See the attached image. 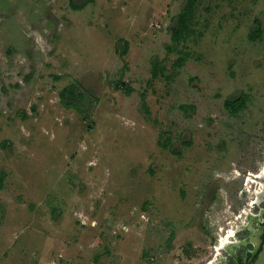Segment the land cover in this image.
Here are the masks:
<instances>
[{
	"label": "rangeland",
	"instance_id": "obj_1",
	"mask_svg": "<svg viewBox=\"0 0 264 264\" xmlns=\"http://www.w3.org/2000/svg\"><path fill=\"white\" fill-rule=\"evenodd\" d=\"M187 1L0 0V264L225 255L264 168V0H199L174 41Z\"/></svg>",
	"mask_w": 264,
	"mask_h": 264
},
{
	"label": "flooded vegetation",
	"instance_id": "obj_2",
	"mask_svg": "<svg viewBox=\"0 0 264 264\" xmlns=\"http://www.w3.org/2000/svg\"><path fill=\"white\" fill-rule=\"evenodd\" d=\"M250 175L262 177L264 168L261 173H251ZM255 181L256 179L253 182ZM247 183L244 181L243 186H246ZM263 187L261 183L257 190L255 189L256 193L253 194L250 201L248 198L246 199L247 210L243 208L240 213L235 215L236 221L230 225L231 229L220 227L221 231L225 230L226 232L222 237L220 247L215 248L216 256L220 255V250H224L225 255L220 257L218 264H257L260 256L264 255V194L261 193ZM244 192L243 189H240L239 196L241 197ZM254 211H262L261 217L255 215ZM207 264H215V260H211Z\"/></svg>",
	"mask_w": 264,
	"mask_h": 264
},
{
	"label": "trees",
	"instance_id": "obj_3",
	"mask_svg": "<svg viewBox=\"0 0 264 264\" xmlns=\"http://www.w3.org/2000/svg\"><path fill=\"white\" fill-rule=\"evenodd\" d=\"M91 1L92 0H83V1L71 0V7L74 10H83L86 7V5L89 4ZM198 2L199 0H188L187 1L185 9L178 16L179 29L175 32L174 41H179L180 39L185 38L187 36L186 32H189L188 30H190L189 25L192 22L194 9ZM256 23H257V27L250 35V39L253 41L258 40L263 36V29L261 27V23L259 21H257ZM181 60H184V58H181L179 60V63H178L179 66L182 65ZM157 72H158L157 65H155L154 77L157 76ZM128 91H131V89H129ZM60 94H61L62 101L66 102L65 105L67 107H72L74 106L72 104H73V101L75 100V96H77L80 93H77L74 85H72L71 87H65L61 91ZM248 99H249V95L242 93L240 96H238L235 99L227 100L225 102V106L227 107V109L232 115H236L240 111V109L246 106ZM183 107L187 109L186 106H183ZM165 145L169 146V142H167ZM4 177L5 175L2 174L0 178V188L2 186Z\"/></svg>",
	"mask_w": 264,
	"mask_h": 264
},
{
	"label": "crops",
	"instance_id": "obj_4",
	"mask_svg": "<svg viewBox=\"0 0 264 264\" xmlns=\"http://www.w3.org/2000/svg\"><path fill=\"white\" fill-rule=\"evenodd\" d=\"M255 179H258L259 181H261V182H259V183L257 182V186L261 185V183H262L263 186H264V177H255ZM261 193L264 194V187H263V190L261 191ZM261 210H262V209H261ZM263 210H264V209H263ZM261 212H262V211H254L253 213H254L255 215L261 217Z\"/></svg>",
	"mask_w": 264,
	"mask_h": 264
},
{
	"label": "water",
	"instance_id": "obj_5",
	"mask_svg": "<svg viewBox=\"0 0 264 264\" xmlns=\"http://www.w3.org/2000/svg\"><path fill=\"white\" fill-rule=\"evenodd\" d=\"M227 246H229V245H227ZM257 264H264V255L260 256Z\"/></svg>",
	"mask_w": 264,
	"mask_h": 264
}]
</instances>
